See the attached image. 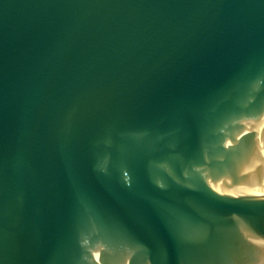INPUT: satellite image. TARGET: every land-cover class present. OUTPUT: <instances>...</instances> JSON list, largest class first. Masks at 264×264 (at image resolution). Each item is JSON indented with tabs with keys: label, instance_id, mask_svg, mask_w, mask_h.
I'll list each match as a JSON object with an SVG mask.
<instances>
[{
	"label": "water",
	"instance_id": "1",
	"mask_svg": "<svg viewBox=\"0 0 264 264\" xmlns=\"http://www.w3.org/2000/svg\"><path fill=\"white\" fill-rule=\"evenodd\" d=\"M0 264H264V0H0Z\"/></svg>",
	"mask_w": 264,
	"mask_h": 264
}]
</instances>
